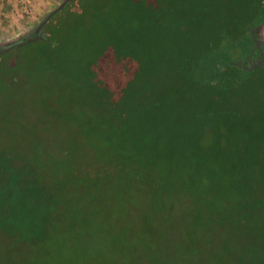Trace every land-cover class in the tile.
Instances as JSON below:
<instances>
[{
    "label": "trees",
    "instance_id": "trees-1",
    "mask_svg": "<svg viewBox=\"0 0 264 264\" xmlns=\"http://www.w3.org/2000/svg\"><path fill=\"white\" fill-rule=\"evenodd\" d=\"M263 22L264 0H68L45 22L43 37L25 43L33 47L30 62L9 58V77L0 79L7 90L0 95L2 126L36 123L25 116L15 122L19 114L4 111L15 109L25 79L36 85L30 75L51 76L43 84L61 96H38L41 119L48 121L36 136L40 161L56 155L58 169L89 168L95 162L82 157L90 152L77 130L83 127V139L100 130L103 140L89 145L95 160H116L120 171L140 169L134 190L165 186L169 196L183 194L184 204L210 192L213 214L203 220L216 219L224 249L239 243L238 259L229 264H264V39L255 47L250 32L259 34ZM79 87L83 106L74 107L83 120L52 109ZM134 94L144 121L129 123L153 137L118 143L116 133L128 124L118 99ZM61 118L68 122L62 127ZM125 146L127 161L117 160ZM203 211L196 212L199 222Z\"/></svg>",
    "mask_w": 264,
    "mask_h": 264
},
{
    "label": "rangeland",
    "instance_id": "rangeland-1",
    "mask_svg": "<svg viewBox=\"0 0 264 264\" xmlns=\"http://www.w3.org/2000/svg\"><path fill=\"white\" fill-rule=\"evenodd\" d=\"M60 1L46 2L37 17L21 28L0 29V46L27 34ZM259 34L264 39V22ZM32 48L23 44L21 49H10L0 56V79L9 77L10 71L6 68L10 57L24 56L22 59L30 62L28 53ZM18 71L23 75L22 70ZM30 76L35 78L36 85L31 86L32 83L25 79L27 86L19 89L22 94L16 96L18 103L15 109L11 107L4 112L19 114L20 117L13 118L15 122L25 116L26 123L28 120L36 123L26 126L6 124L4 127L0 120V264H229L237 261L238 241H230V247L224 249L220 239L222 234H217L216 219L203 220L213 214L207 205L212 201L210 192L184 204L183 194L172 193L169 196L165 186L134 190L136 181L133 178H139L137 173L140 169L134 172L124 166L120 171L122 165H115L116 160L103 162L94 159L95 154L89 145L103 140L102 131L92 132L83 139L80 131L83 127L76 128L77 136H82L81 142L85 140V149L90 152L82 157L95 162L89 168L58 169L63 165L56 155L45 163L40 161V145L36 136L48 121L45 122L44 117L41 119L38 96L41 99L42 95L46 96L50 101L61 95L56 88L49 90L44 85L51 76ZM80 82L77 80L75 85ZM2 87L5 85H0V95L7 91ZM83 97L79 87L78 92L62 98L52 109L63 114L76 113L78 120H83L85 113L74 107L82 105ZM136 97L135 94L132 97L125 95L118 99L123 121H128V124L120 126L122 135L116 133L114 140L118 143L123 138L128 142L131 139L137 143L149 142L153 137L152 133L139 132L134 124L129 123L144 121L139 110L135 109L133 102ZM50 117L52 115L47 114L46 120ZM62 118L61 127L68 123ZM31 127V136L26 137ZM158 132L162 133L159 141L163 143L165 130ZM58 147L53 146V149ZM121 149L117 160L126 162L130 151L128 146ZM40 162L44 163L45 170H38L42 165ZM142 181L148 183V175H143ZM168 199H171L170 203ZM201 207L204 215L199 222L196 212ZM199 225H207L208 231L200 234Z\"/></svg>",
    "mask_w": 264,
    "mask_h": 264
},
{
    "label": "crops",
    "instance_id": "crops-1",
    "mask_svg": "<svg viewBox=\"0 0 264 264\" xmlns=\"http://www.w3.org/2000/svg\"><path fill=\"white\" fill-rule=\"evenodd\" d=\"M49 0H0V29L23 27L37 17Z\"/></svg>",
    "mask_w": 264,
    "mask_h": 264
},
{
    "label": "water",
    "instance_id": "water-1",
    "mask_svg": "<svg viewBox=\"0 0 264 264\" xmlns=\"http://www.w3.org/2000/svg\"><path fill=\"white\" fill-rule=\"evenodd\" d=\"M68 0H61L57 5H55L51 10H49L37 23L36 25L25 35L21 36L20 38L11 40L5 44H2L0 46V53L1 52H6L16 46H21L25 43L28 42H32L35 41L41 37L44 36L43 33V26L45 24V22L50 18V16L57 11L58 9H60L65 2H67ZM251 36L253 38L254 41V46L255 47H259L262 43L260 41V35L258 34V31L256 28H252L251 29Z\"/></svg>",
    "mask_w": 264,
    "mask_h": 264
}]
</instances>
